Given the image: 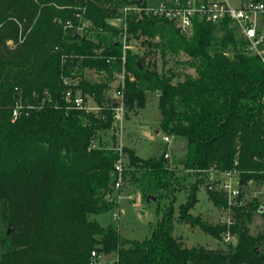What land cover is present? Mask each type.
<instances>
[{"label": "trees", "instance_id": "trees-1", "mask_svg": "<svg viewBox=\"0 0 264 264\" xmlns=\"http://www.w3.org/2000/svg\"><path fill=\"white\" fill-rule=\"evenodd\" d=\"M146 4L0 0V218L13 228L2 240L0 264H105L106 256L114 257L111 264H264V237L250 235L247 227L255 212L264 213L258 199L236 211L234 246L187 248L172 233L175 193L183 192L176 219L220 238L223 226L190 212L201 187L216 208L225 203L209 184V171L237 169L242 181L264 183V63L244 51V40L227 24L196 20L187 35L163 17L126 14L128 40L142 39L145 47L142 54L125 51L126 110L142 109L147 94L156 95L159 127L185 138L186 156L172 168L164 154L144 159L122 148V181L144 199L167 200L148 237L122 239L112 225L90 219L115 206L119 153L115 142L101 137L112 125L108 91L121 69L113 19L124 7ZM19 35L23 41L11 49L7 41ZM156 53L184 56L179 63L195 75L177 79L164 63L157 69L150 61ZM65 76L78 78L72 89L102 106L97 117L65 109ZM185 172L193 177L187 185Z\"/></svg>", "mask_w": 264, "mask_h": 264}, {"label": "built area", "instance_id": "built-area-1", "mask_svg": "<svg viewBox=\"0 0 264 264\" xmlns=\"http://www.w3.org/2000/svg\"><path fill=\"white\" fill-rule=\"evenodd\" d=\"M129 11L143 12L147 15L160 16L172 21L175 27L183 34L189 35L196 20L218 25H230L240 36L245 44L244 51L250 55L259 57L264 63V0H163L156 6L139 7L133 5L124 7L113 19V25L118 28L117 40L121 44V69L114 74L113 87L108 91L110 100L108 111L111 116L112 125L110 132L111 141L115 142L113 148L119 153V160L115 164L117 173L114 190H119L122 184L123 165V138L125 130V99L124 86L127 73L125 70V51L130 49L127 44L128 35L126 27V14ZM88 25L83 23V27ZM110 60H107L109 62ZM63 84L67 87L63 93V101L66 110H80L86 114H93L96 117L103 110L92 97L82 95L80 91L72 88L79 82L78 78L62 77ZM21 106L17 105L16 109ZM18 111H14L13 120L17 117ZM164 141H168L164 137ZM95 146V142L93 143ZM209 184H215L217 190L222 194L225 203L216 208L218 211L217 222L224 227L220 233V242L223 246H234L238 238L232 232L236 223V211L245 207L252 199L264 202V183L258 184L253 179L242 181L241 172L237 169L228 171H209ZM117 218V215H113ZM95 253L91 252V257Z\"/></svg>", "mask_w": 264, "mask_h": 264}, {"label": "rangeland", "instance_id": "rangeland-1", "mask_svg": "<svg viewBox=\"0 0 264 264\" xmlns=\"http://www.w3.org/2000/svg\"><path fill=\"white\" fill-rule=\"evenodd\" d=\"M162 1L147 0V5L149 7L156 6ZM69 26L71 25L69 24ZM141 40H127L131 51L139 54L144 53L145 47L140 44ZM22 41L23 38L19 35L16 42L8 40L7 44L12 49ZM183 59L184 56L182 55L172 56L169 53H166L163 59L159 53L150 56V61L157 63V69H160L164 63L166 69H172L177 73L179 77L177 79H182L181 73L195 75L193 70L186 69L179 63ZM87 75L93 77L91 73ZM177 79L174 81H177ZM159 120L160 112L157 107V97L152 93H148L145 106L142 109L125 111L123 145L129 147L138 157L144 159L164 154L165 157L167 156L169 167H177L185 159L186 140L180 136L164 133L159 127ZM101 137L103 141L109 144L112 143L110 132L102 134ZM164 137H167L168 141H164ZM185 174L186 172L182 176L185 178L184 183L187 185L193 181V177H187ZM183 194V192L175 193L173 235L187 248L200 246L206 249H226L227 246H223L220 239L205 232L196 222L186 223L176 219L177 207L184 200ZM197 196L198 202L190 210L193 219L205 221L212 225L216 224L218 211L206 194L204 187L200 188ZM111 197L115 202L114 208L105 213L91 215L90 219L96 220L101 226L112 225L117 229L119 236L127 240L140 241L148 237L151 233L150 226L154 227L157 224L161 218L162 210L167 205L165 198L156 200L155 197L151 196L149 200L144 199L142 193L136 190L133 184L128 181H122L119 190H114ZM114 214L117 215V218L113 217ZM7 226L0 218V253L5 245L2 244V240L6 241L8 239ZM247 227L250 235L264 237V213L255 212ZM259 250L264 253V240L260 243ZM101 259L105 264H111L114 257L106 256Z\"/></svg>", "mask_w": 264, "mask_h": 264}, {"label": "water", "instance_id": "water-1", "mask_svg": "<svg viewBox=\"0 0 264 264\" xmlns=\"http://www.w3.org/2000/svg\"><path fill=\"white\" fill-rule=\"evenodd\" d=\"M165 161H167V156L165 157ZM151 198V196H148L147 197V200H149ZM154 199V198H153ZM261 210H263V209H261ZM13 228H12V226H9L8 228H7V234H9L10 232H11V230H12ZM255 252H258V248H255Z\"/></svg>", "mask_w": 264, "mask_h": 264}, {"label": "crops", "instance_id": "crops-1", "mask_svg": "<svg viewBox=\"0 0 264 264\" xmlns=\"http://www.w3.org/2000/svg\"><path fill=\"white\" fill-rule=\"evenodd\" d=\"M156 96V95H155ZM157 97V96H156Z\"/></svg>", "mask_w": 264, "mask_h": 264}]
</instances>
